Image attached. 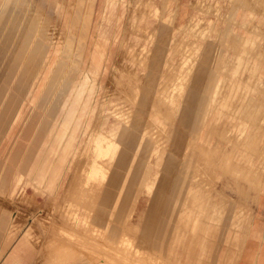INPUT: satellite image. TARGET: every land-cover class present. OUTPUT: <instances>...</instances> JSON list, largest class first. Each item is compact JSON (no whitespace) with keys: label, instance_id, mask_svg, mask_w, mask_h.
<instances>
[{"label":"rangeland","instance_id":"1","mask_svg":"<svg viewBox=\"0 0 264 264\" xmlns=\"http://www.w3.org/2000/svg\"><path fill=\"white\" fill-rule=\"evenodd\" d=\"M9 2L19 3L34 16L36 11L45 36L60 44L54 48L44 44L43 55L48 50L52 55L43 61L32 99L44 111V115L38 112L35 132L37 140L47 141L41 154L70 101L76 103L85 91L76 113L81 114L87 104L88 122L84 133L83 121L76 128V155L56 194L44 186L36 190L28 180L29 184L22 183V192L8 198L0 186V218L7 215L9 224L15 221L13 234L0 236V264H180L178 244L167 250L171 235H164L161 242L157 235L186 160L187 177L195 176L212 194L217 192L226 204L241 209L251 223L264 214V0ZM193 64L203 77L197 89L186 83ZM176 70L177 81L184 83L180 88L170 87ZM32 82L29 78L25 85ZM42 88L51 90L50 99L59 97L57 105L46 107L36 101L40 94L46 95ZM71 120L68 117V124ZM241 122L259 129L242 148L239 143L247 138L238 133ZM20 129L19 123L0 135V162L21 141L15 139ZM72 135H60L61 150L71 145ZM141 135H150L157 148L179 155L172 173L152 168L150 177L157 171L160 183L150 192L144 182L150 162L156 160L134 157ZM29 138L30 134L23 143ZM36 143L32 141L28 151L34 152ZM248 155L255 157L253 168L243 157ZM184 199L170 225L185 208L188 199ZM222 209L214 226L206 217L204 224L193 221L190 231L200 228L206 236L207 230H220L223 253L217 264H239L249 233L242 237L244 222L222 220ZM23 239L18 259L10 260V252ZM214 255L204 258L203 264H215Z\"/></svg>","mask_w":264,"mask_h":264},{"label":"crops","instance_id":"2","mask_svg":"<svg viewBox=\"0 0 264 264\" xmlns=\"http://www.w3.org/2000/svg\"><path fill=\"white\" fill-rule=\"evenodd\" d=\"M50 3L51 1H48L49 5ZM30 4L32 3L30 2ZM34 14L35 16L24 8L14 5L13 2H9V0L0 2V135H6L9 133L12 126L19 123L21 124V129L15 137V139L18 138L21 141H17L14 147L9 151L7 150V154L2 162H0V186H3L6 190H3V192H6L5 195L8 198L22 192L24 190V185H22V183L25 181V184H29L28 180L35 184L33 185L36 187V190L38 187L44 186L49 191L54 190V194H56L66 179V169L68 168L70 160H73L76 155V128H78L83 121L82 130L84 133L88 122L86 120L87 104H85L86 106L83 108L84 110H82L81 114H83V116L76 113V110L81 104L82 97H86L87 95L85 91L80 94L81 97L76 103L74 102L75 99L70 101L66 111L67 114L65 113L55 135L47 143L45 151L41 154L47 141L44 137L37 140V133L35 132H37L38 126L40 125L38 112L44 115V111L40 106H37L36 103L32 104V99L38 89V82L42 78L43 61L45 62L47 58L50 59L52 55V51L49 50L47 55H43L42 49L44 44H47L51 48L59 47L60 44L50 41L49 38L45 36L42 26L44 22L42 18H38L41 16L38 15L36 11ZM182 27L183 25L181 28ZM70 44L72 43H67L66 46L70 47ZM100 59L102 65V55ZM182 61H184V59ZM25 62L30 63V65H25ZM101 67L97 70H100ZM165 67H168L169 70L171 69V64H169L166 59ZM177 72L178 70H176L175 75H173L174 78L172 79H174V83H171L170 87L180 88L184 85L183 82L177 81ZM29 78H31L33 82L31 85L26 86V80ZM187 79V86L195 89L199 87L198 84L203 79L194 64L193 70ZM50 89L52 88L50 87ZM50 89L46 91L42 88V90L46 91V95L40 94L36 101L38 100L46 105V107L57 105L59 97L55 100L50 99ZM180 95H183L182 92ZM68 117L72 118L69 124L67 121ZM64 124L68 127V130L65 129ZM199 130L197 131L199 134L198 139L202 140V132ZM258 130V127L253 124L241 122L238 127V133L240 137L243 136L245 139L247 138V141L246 143H244V141L243 143L240 142L239 146L241 148L245 147L251 135H253V132H257ZM66 132H72L74 139L71 140V145H68L65 150H61L60 135ZM28 134L31 135V138H29L28 143L25 144L22 140H25ZM150 137V135H141L137 137L136 141L139 143V151H137V155H133L137 158H147L149 160L151 156L155 157V163H151V160L149 161L151 165L148 167V177L144 182L148 192L151 191L152 187H156L160 183L157 171L152 178L150 177L152 168L154 166L158 168L162 167L172 173L173 170L178 167L177 157H179V155L176 156L177 153L173 149L163 150L157 148V146L153 145V142H151ZM32 141H37L34 152L33 150L28 151V147ZM207 142H209V140ZM243 157H245L249 168L255 166L256 162L253 155ZM261 159L263 160V164L261 165L263 171V154ZM187 164L188 161L186 160L180 171L181 173L179 172L180 176L176 178L175 185L172 187L169 198L166 201V216L162 221V230L157 235V239H160L159 242H161L164 235H171L167 250H171L174 244H178L176 253L179 256H177L176 259L180 264H190L191 261H193L192 264H203V259L210 257L211 254L214 253L217 255H214L215 259H213L211 263L217 264L220 253H223V251L221 252V246L218 240L220 239V230L217 231L215 230L216 228L214 229L213 227L207 226L213 229L207 230L205 236L202 231L199 230L200 228L192 232L190 231V227L191 223L195 220H199L201 224H204L206 217L208 218V222L211 221L209 224L214 226V220H221L219 218L221 213L219 208L222 207V220L226 222H244L245 230L242 237L245 239L249 233V237L246 238L244 244L245 254L239 264H264V214L258 217V220H254L253 223H251L249 218L244 216L241 209L226 204L217 192L212 194L208 190V187L197 180L195 176L187 177V172H185ZM138 170H141V168ZM148 179L150 183L147 182ZM117 190L121 191V187L117 188ZM185 195H187V197ZM184 197L188 199L187 204L185 208L180 210V213L176 214L174 218L176 222L174 225H170L172 215L176 207L181 205ZM179 223L180 225L178 227L177 224ZM7 225L8 228L6 227ZM9 226L13 227V229H9ZM14 226L15 221L9 224L7 215L2 216L0 218V236L7 233L13 234ZM168 227L170 230L167 233L166 229H168ZM210 236H212V238ZM214 237L216 240H214ZM25 242L26 240L23 239L19 245L15 246L10 252V256L8 255L10 260L14 261L18 259ZM159 242L156 240L157 246Z\"/></svg>","mask_w":264,"mask_h":264},{"label":"bare ground","instance_id":"3","mask_svg":"<svg viewBox=\"0 0 264 264\" xmlns=\"http://www.w3.org/2000/svg\"><path fill=\"white\" fill-rule=\"evenodd\" d=\"M18 1V0H17ZM16 1H14V3H15ZM83 2V1H82ZM18 3V2H17ZM73 3V2H72ZM16 4V3H15ZM18 5H20L19 3H18ZM17 5V6H18ZM84 3H83V8H84ZM62 6H60V8H61ZM61 10V9H60ZM71 11V10H70ZM61 12V11H60ZM77 21V20H76ZM77 24V23H76ZM76 24H74V26H76ZM68 27V26H67ZM85 32V31H84ZM87 32V31H86ZM85 34V33H84ZM153 39V38H152ZM226 44V43H225ZM83 45V44H82ZM43 52H47V51H45V50H43ZM71 53H72V51H71ZM72 56V55H71ZM144 59V58H143ZM151 63V62H150ZM69 65V64H68ZM67 66V65H66ZM61 68V67H60ZM59 72H61V71H59ZM52 73V72H51ZM51 73H50V76H51ZM58 74V73H57ZM53 75V74H52ZM54 76V75H53ZM56 78V77H55ZM57 79H58V77H57ZM49 80V79H48ZM54 80V79H53ZM56 82V81H55ZM52 84V83H51ZM61 85H63L64 86V84H62L61 83ZM57 86V85H56ZM55 88H57V90H61L62 89V92H63V90H65V89H63L62 88V86H57V87H55ZM46 97V96H45ZM44 99V98H43ZM133 101V100H132ZM106 103V102H105ZM94 128V127H93ZM93 134V133H92ZM95 134V133H94ZM53 135V134H52ZM95 137H97V135L95 136ZM90 138H91V136H90ZM96 139H98V138H96ZM98 142V141H97ZM161 142V141H160ZM46 148V147H45ZM79 159V158H78ZM105 159V158H104ZM102 161V160H101ZM79 162V161H78ZM83 163V162H82ZM98 163V162H97ZM96 174V173H95ZM105 175V174H104ZM96 183V182H95ZM99 187V186H98ZM123 244V243H122ZM126 246H127V244H126ZM135 254V253H134ZM121 255V254H120ZM124 255V254H123ZM117 256V255H116ZM115 256V257H116ZM123 258V257H122ZM120 259H121V257H120ZM121 261V260H120ZM152 262V261H151ZM145 263V262H144ZM130 264V263H129ZM137 264V263H136Z\"/></svg>","mask_w":264,"mask_h":264}]
</instances>
